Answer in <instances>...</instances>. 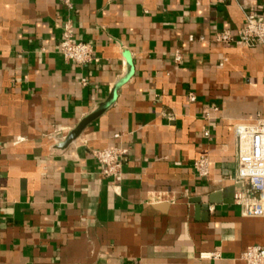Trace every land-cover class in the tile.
<instances>
[{
    "label": "crops",
    "instance_id": "obj_1",
    "mask_svg": "<svg viewBox=\"0 0 264 264\" xmlns=\"http://www.w3.org/2000/svg\"><path fill=\"white\" fill-rule=\"evenodd\" d=\"M70 4L0 0V264H245L247 247L264 248V216L233 203L249 194L234 128L264 120V44L215 35L236 40L264 0ZM68 20L92 46L84 68L58 54ZM129 71L114 104L60 147ZM111 149L126 151L118 183L92 156ZM201 156L207 179L192 167Z\"/></svg>",
    "mask_w": 264,
    "mask_h": 264
},
{
    "label": "built area",
    "instance_id": "obj_2",
    "mask_svg": "<svg viewBox=\"0 0 264 264\" xmlns=\"http://www.w3.org/2000/svg\"><path fill=\"white\" fill-rule=\"evenodd\" d=\"M225 0H216L222 3ZM64 5L71 7L70 0H63ZM215 41L221 44H231L242 47H255L264 44V15L254 12L246 13L243 23L237 32V39L228 31L215 35ZM58 54L62 61L79 68H84L94 62L93 49L88 43L78 41L71 22L65 21L61 26V38L57 45ZM179 56L175 55V61ZM85 85V81H81ZM193 101V97H189ZM208 137L207 132L204 133ZM235 137V180L248 187L246 195L237 189L233 195V203L239 207L245 218H259L264 216V120H258L252 125H238L234 128ZM93 158L100 166L101 174L112 179L114 183L121 180V169L126 151L111 149L95 151ZM199 179H207L210 173V162L201 156L192 164ZM201 259L217 260V252L201 254ZM245 264H264V248L259 246L247 247L240 257Z\"/></svg>",
    "mask_w": 264,
    "mask_h": 264
},
{
    "label": "water",
    "instance_id": "obj_3",
    "mask_svg": "<svg viewBox=\"0 0 264 264\" xmlns=\"http://www.w3.org/2000/svg\"><path fill=\"white\" fill-rule=\"evenodd\" d=\"M130 78V71L127 73L126 77L117 83L106 100L102 103H100L95 111H93L90 115H88L86 118H84L64 139L63 143L60 145V147L65 148L68 145H70L73 141H75L78 136L81 134V132L94 120L99 118L104 112H106L115 102L116 100V94L119 88L126 83V81ZM200 209V208H199Z\"/></svg>",
    "mask_w": 264,
    "mask_h": 264
}]
</instances>
